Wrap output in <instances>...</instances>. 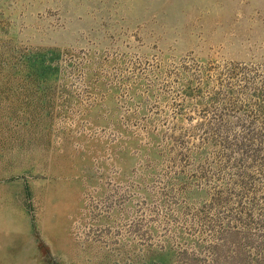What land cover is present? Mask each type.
<instances>
[{
	"label": "rangeland",
	"instance_id": "1",
	"mask_svg": "<svg viewBox=\"0 0 264 264\" xmlns=\"http://www.w3.org/2000/svg\"><path fill=\"white\" fill-rule=\"evenodd\" d=\"M0 264H264V0H0Z\"/></svg>",
	"mask_w": 264,
	"mask_h": 264
}]
</instances>
